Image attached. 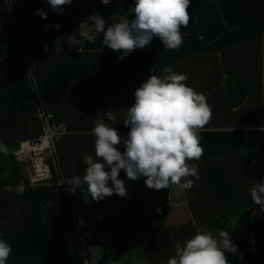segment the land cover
I'll return each instance as SVG.
<instances>
[{
	"label": "trees",
	"instance_id": "trees-1",
	"mask_svg": "<svg viewBox=\"0 0 264 264\" xmlns=\"http://www.w3.org/2000/svg\"><path fill=\"white\" fill-rule=\"evenodd\" d=\"M37 9L45 10L47 19L36 16ZM128 10L129 7L94 8L84 0H73L58 15L42 0H0V142L9 149L0 153V237L12 247L8 264H108L90 262L88 257L85 262L80 255L81 237L76 228L79 221L69 217L67 221L64 217V223L59 220L58 212L66 209L63 197L71 206L62 181L72 174L65 169L66 161L58 142L54 159L52 156L49 159L51 179L44 184L29 185L25 166L15 157L22 140L35 139L42 133L40 113L49 115L53 127L65 123L70 112L59 111V107L65 108L66 101L57 100V89L67 91L69 82L96 69H143L149 73L148 78L161 77L165 66L174 67L184 57L219 52L222 62L219 74L225 75L219 76V82L225 85V103L233 110V124L246 127L199 132L204 149L199 161L226 156L228 162L218 164V168L223 170L227 165L229 169L228 173L205 172L213 197L223 192L227 203L219 206V214L206 223L216 235L218 230H231V218L245 222L249 209L261 208L252 201L248 190L255 182L264 180V0H191L187 8L189 23L181 27L183 43L178 49H158L159 59L128 55L124 59L90 62L89 57L85 64H79L78 54L73 53L88 49V42L69 47L67 36L74 34L79 23L91 14L107 17ZM249 52L254 57H249ZM26 67L34 71L30 72L34 85ZM249 70H258L260 80L252 83ZM125 118L114 126L118 132L129 130L123 124ZM199 161L186 162L192 165ZM79 172L82 171L74 173ZM21 183L25 187L19 193L16 186ZM169 190L154 189L160 199L161 218L170 210ZM85 231L86 227L82 233ZM244 233L243 238L232 241L243 254V260L225 253L229 264H264V229Z\"/></svg>",
	"mask_w": 264,
	"mask_h": 264
},
{
	"label": "clouds",
	"instance_id": "clouds-1",
	"mask_svg": "<svg viewBox=\"0 0 264 264\" xmlns=\"http://www.w3.org/2000/svg\"><path fill=\"white\" fill-rule=\"evenodd\" d=\"M42 2L62 15L64 6H70L73 0ZM110 2L100 0L103 5ZM190 3L191 0H133L134 6L128 13L107 27L101 15H89L79 23L74 34L67 36V44L73 47L83 41L92 43L97 34L102 33L103 45L113 51L119 50L118 59L126 58L133 50L145 48L154 38L159 39L163 48L178 49L183 43L181 27L189 23L187 8ZM34 14L47 19L43 9H37ZM129 14H132L131 19ZM59 27V24L55 25L57 30ZM163 73L166 75L162 77L150 75L134 91V103L127 109L123 122L129 129L126 137L103 120L95 122L91 130L95 137V156L83 155V176L63 179L67 191L73 194L77 189L85 191L86 185L92 201H103L113 194L125 198L127 187L118 179L121 170L132 181L143 177L144 184L150 189L169 190L175 186L177 196H183L191 189L193 179L189 177L199 180L197 165L190 166L186 161H199L204 154L199 132L211 118V107L203 93L186 85V73L176 72L171 66H165ZM106 117L109 121L116 120L111 110L106 112ZM120 146L123 152L119 150ZM8 151L0 142V153ZM24 187L21 183L16 190L22 193ZM248 191L252 201L264 208V180L255 182ZM11 253V245L0 237V264H8ZM225 253L243 260L229 231L218 230L216 235L197 231L191 238L176 242L174 255L169 257L167 264H229Z\"/></svg>",
	"mask_w": 264,
	"mask_h": 264
},
{
	"label": "crops",
	"instance_id": "crops-1",
	"mask_svg": "<svg viewBox=\"0 0 264 264\" xmlns=\"http://www.w3.org/2000/svg\"><path fill=\"white\" fill-rule=\"evenodd\" d=\"M84 1L94 8L134 6L133 0H111L108 5L101 4L100 0ZM122 15L124 14L103 17L106 27L118 22ZM131 18L132 14H129V19ZM102 41L103 34L99 33L95 42H88V49L85 51L79 49L74 52V55L78 54L79 64H85L84 61L89 57L90 62L93 59L98 61L118 57L119 50L109 49L103 45ZM158 49L165 48L158 38H154L148 46L133 50L129 55L159 59L160 55L157 53L161 52ZM217 55L220 54L187 56L178 60L172 68L176 72L186 73L188 76L186 85L198 93H203L207 98L212 115L201 129L202 131L245 129L246 126L233 124V110L225 105L226 99L220 102L223 110L218 112L213 110L212 104L215 97L211 92H214L216 87H212L215 85L212 84L215 82L214 79L212 81V75L213 72L219 74L220 69L217 65ZM148 74L143 69L107 67L93 70L81 79L72 80L68 83L70 86L67 91L57 89L59 91L57 100L65 99L66 101L65 108L59 107V111L64 114L70 112L64 119L65 132L57 138L59 148L64 154L67 173H71V176L84 175L83 155L87 153L95 156V137L91 134L95 122L103 120L114 127L126 117L127 109L134 103V91L148 79ZM163 75L166 73H163L161 77ZM217 87L225 91V85ZM107 110H111L116 116L115 122L107 120ZM74 123L76 126L72 125ZM128 131L118 132V134L126 137ZM119 150L123 152V147L120 146ZM227 162L228 158L225 156L220 160L210 159L194 163L198 167L199 180L189 177L193 179V185L191 189L184 192L183 196L176 195L175 186L170 188L168 193L170 210L165 218L159 216L160 199L154 189L144 184L143 177L136 181L127 179L123 170L119 173L118 179L123 180L127 187L128 195L125 198L113 194L97 202L91 200L86 190L77 189L72 194V200L67 191V198L73 209L72 216L86 223L89 231H98L101 235L98 241L86 245V255L83 260L86 262L88 257L90 262L107 261L108 264H167L169 257L174 255L177 241L183 242L197 231L213 233L206 221L217 216L219 214L217 208L227 203L223 200L225 196L223 192L216 193V198L213 197L207 185L208 175L205 178V172L206 174L209 171L224 172L227 165L221 170L218 164ZM229 162L231 164V159ZM76 171L82 172L75 174ZM109 184L111 185V182ZM259 210L261 208L249 209L248 219L245 222L237 217L230 219L231 230L229 231L232 241L243 238L246 230L264 229V212Z\"/></svg>",
	"mask_w": 264,
	"mask_h": 264
},
{
	"label": "built area",
	"instance_id": "built-area-1",
	"mask_svg": "<svg viewBox=\"0 0 264 264\" xmlns=\"http://www.w3.org/2000/svg\"><path fill=\"white\" fill-rule=\"evenodd\" d=\"M39 116L43 121L42 133L35 139L22 140L19 143L18 150L15 152L16 159L25 166L29 185L44 184L51 179L49 157L55 155V141L65 132L64 122H60L53 127L48 121L49 115L40 113ZM45 151H48L47 159L43 156ZM85 227V223L76 222L77 233L81 237L80 246L83 250L86 242L100 239L95 231L82 233ZM82 238H85V240Z\"/></svg>",
	"mask_w": 264,
	"mask_h": 264
},
{
	"label": "rangeland",
	"instance_id": "rangeland-1",
	"mask_svg": "<svg viewBox=\"0 0 264 264\" xmlns=\"http://www.w3.org/2000/svg\"><path fill=\"white\" fill-rule=\"evenodd\" d=\"M218 54H219V52H218ZM249 57H254V56H250V52H249ZM214 59H215V55H214ZM216 59H217V65L220 67V70L222 69V62H221V59H220V55H217V57H216ZM253 62H255V63H257L256 61H254L253 59H251ZM26 72H27V75H29V81L31 82V83H33V77H31L30 75L32 74V72H34V71H32V69L30 68V67H26ZM30 72H31V74H30ZM215 72H213V75H212V81H213V79L215 80V82L214 83H212V84H215L214 86H212V87H216V89L214 90V92H211V94L212 95H214V97H215V99H214V102H213V104H212V106H213V110L215 111V112H218V111H220V110H223L222 109V106L220 105V102H221V100L223 99V100H225V97L223 96L225 93H224V91H223V89L222 88H218L217 86H219V85H222V83H220L219 81H218V77L219 76H221V75H223V77L225 76L224 74H223V72H220L221 74H218L217 72L214 74ZM249 73H252L251 74V76H252V80H251V82L252 83H256V81H258V80H260V76H259V72H258V70H256V72H255V70L254 71H250L249 70ZM248 73V74H249ZM194 77H195V75H194ZM219 82V83H218ZM19 85H21V84H19ZM31 85L32 84H29V86L31 87ZM33 85H34V83H33ZM26 86L25 85H22V88H25ZM32 87H34V86H32ZM20 90H23V89H20ZM8 92V91H7ZM3 93V92H2ZM10 93H12V92H10ZM6 94H9V93H6ZM217 99V100H216ZM226 105V104H225ZM114 110V109H113ZM108 111V110H107ZM244 113L245 112H247V109H246V107H245V109L244 110H242ZM242 112V113H243ZM227 113H229V112H227ZM246 115V114H245ZM242 116H243V114H242ZM230 117V116H229ZM231 118V117H230ZM55 144H57V140L55 141ZM43 156H44V158H46L47 159V157H48V151H45L44 152V154H43ZM54 159V156H52V160ZM236 169L238 170V169H240L239 168V166L237 165V167H236ZM228 171H229V169H228V166H227V168L225 169V173H228ZM86 185H84V189L86 190ZM73 193H71V192H69V195H70V197H71V199L73 200V195H72ZM193 194V193H192ZM191 194V195H192ZM63 201L64 202H66V209H64V211H65V213H64V211H57L58 213H59V220H62V222L64 223V217L66 218V221H67V219H68V217H69V219H71V218H73V216H71L72 214H71V210H72V213H73V209H72V205L70 206L69 204H68V202H67V199H65V197H63ZM60 207V205L59 206H57V209ZM185 207H188V206H186L185 205ZM259 212H264V208L262 209L261 208V210H259ZM78 221H80V220H78ZM81 223H84L83 221H80ZM86 224V223H85ZM86 230L87 231H89V229L87 228V225H86ZM91 232V231H90ZM96 233H97V236L100 238L101 237V235H100V233L98 232V231H95ZM80 255H82L81 257H82V259L85 257V255H86V247H85V249L83 250V248H81V250H80ZM135 260L136 261H139L137 258H135Z\"/></svg>",
	"mask_w": 264,
	"mask_h": 264
}]
</instances>
